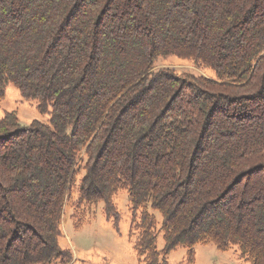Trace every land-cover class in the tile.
Returning a JSON list of instances; mask_svg holds the SVG:
<instances>
[{"label":"trees","instance_id":"obj_1","mask_svg":"<svg viewBox=\"0 0 264 264\" xmlns=\"http://www.w3.org/2000/svg\"><path fill=\"white\" fill-rule=\"evenodd\" d=\"M9 85L49 121L0 118V264H80L65 207L116 230L120 192L137 264H264V0H0Z\"/></svg>","mask_w":264,"mask_h":264},{"label":"rangeland","instance_id":"obj_2","mask_svg":"<svg viewBox=\"0 0 264 264\" xmlns=\"http://www.w3.org/2000/svg\"><path fill=\"white\" fill-rule=\"evenodd\" d=\"M167 67L178 74H192L194 76L212 77L208 71L195 67L190 61L170 57L159 61L157 68ZM7 113H14L21 126H28L32 121L48 124V114H40L37 104L20 98L17 90L9 85L5 96L0 102V118ZM76 195L73 197L75 200ZM115 205L121 216L118 229L114 230L103 217L102 205L84 207V213L74 215L73 207L67 205L64 210L60 238V246L69 248L73 257L80 264H137L128 239L129 213L127 211V197L123 192L114 198ZM160 221L159 214L155 213ZM158 247H162L161 238ZM195 264H249L237 258L235 248L220 252L212 245H200L194 248ZM185 249L178 248L168 256L169 264H177L185 254ZM56 264V263H55Z\"/></svg>","mask_w":264,"mask_h":264}]
</instances>
